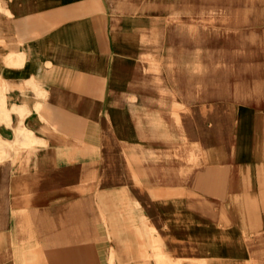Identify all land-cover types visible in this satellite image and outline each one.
I'll return each instance as SVG.
<instances>
[{
	"label": "crops",
	"instance_id": "0c3cea01",
	"mask_svg": "<svg viewBox=\"0 0 264 264\" xmlns=\"http://www.w3.org/2000/svg\"><path fill=\"white\" fill-rule=\"evenodd\" d=\"M187 6L0 0V264H264L254 121L161 67Z\"/></svg>",
	"mask_w": 264,
	"mask_h": 264
},
{
	"label": "rangeland",
	"instance_id": "374dc122",
	"mask_svg": "<svg viewBox=\"0 0 264 264\" xmlns=\"http://www.w3.org/2000/svg\"><path fill=\"white\" fill-rule=\"evenodd\" d=\"M167 18L187 44L171 54L162 46L161 67L192 84L194 117L202 112L230 135L242 115L251 117L264 149V0H191V9Z\"/></svg>",
	"mask_w": 264,
	"mask_h": 264
}]
</instances>
